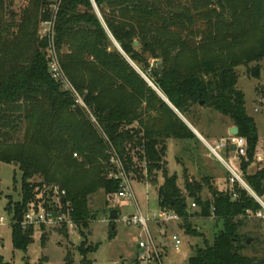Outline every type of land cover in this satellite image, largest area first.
Segmentation results:
<instances>
[{
    "label": "trees",
    "instance_id": "16d2710c",
    "mask_svg": "<svg viewBox=\"0 0 264 264\" xmlns=\"http://www.w3.org/2000/svg\"><path fill=\"white\" fill-rule=\"evenodd\" d=\"M93 2L100 15L91 0H61L57 9L53 44L67 84L52 76L49 44L39 28L53 14L52 0H26L19 8L14 0H0V162L16 163L21 176L20 199L5 205L13 248L26 251L34 242V228L20 223L29 203L53 184L65 191L72 221L87 227L96 216L89 196L119 191L121 180L110 176L117 157L128 176L155 186L160 211L176 213L186 233L199 234L191 216L222 220L213 242L194 248L187 264H264L257 237L243 230L263 209L255 197L237 180L233 190L216 189L211 176L198 180L187 169L180 187L165 159L169 139L199 142L187 122L208 137L202 124L212 122L207 112L236 125L249 162L254 159L259 136L236 87V67L253 63L247 71L260 77L264 0ZM243 181L264 196V168L244 173ZM249 238L254 241L247 244ZM95 249L82 242L79 264H91L87 255ZM0 264L13 263L0 254Z\"/></svg>",
    "mask_w": 264,
    "mask_h": 264
},
{
    "label": "rangeland",
    "instance_id": "374dc122",
    "mask_svg": "<svg viewBox=\"0 0 264 264\" xmlns=\"http://www.w3.org/2000/svg\"><path fill=\"white\" fill-rule=\"evenodd\" d=\"M14 3L16 8H19L26 3V0H14ZM98 14L100 15L99 12ZM253 65V63H250L246 66L240 65L236 67L238 73L236 87L243 92L246 108L248 109L247 111L251 114L253 119H255L257 136H259L258 143L260 144L259 150L261 152V160H258L255 149L256 153L252 161L249 162L247 155L236 156L234 153L235 158L232 163H230L228 160L229 155H225L223 151L220 150L219 153H221L226 160V163L224 167L219 166L218 163H221L218 160L219 158L211 154L206 146L207 143L214 144L216 141L225 137L228 134L227 127L231 125L232 122L229 121L227 124H223L219 121V116L215 112H207L205 116L212 122L209 124L203 121L202 124L204 126L203 131L208 135L207 138L205 137L208 141H204V144H200L199 146H205L203 148L210 157L206 156L207 159H204V162H202L204 163V167L200 174L195 175V172L189 170L188 166H186L187 155L190 153L187 150L185 151V147L175 148L174 151L171 152L174 156L170 153H167L168 156L165 154V159H168V170L171 173H174V170H176L177 173L178 170L177 182L180 187H182L184 181V169L189 171L188 175L198 180L201 176L206 174L211 176V184L216 189L233 190L230 181L232 174L227 167L228 165L231 166V164H233L232 167L236 169L242 180L244 178V173H254L264 168V103L258 100V98L261 100L264 99V59L260 62L261 72L259 78L252 77L247 71V68ZM135 68H137V66H135ZM143 75L145 76V74ZM254 107H256V111L253 110ZM242 163L247 164L245 171L241 169ZM213 164H215L214 167ZM16 166L0 162V217L4 219L3 223L0 224V254L5 261L13 264H26L27 262L29 264H66L65 255L67 253L73 258L74 264H79L81 256L77 248L82 245L84 241L87 242V246H96V249L87 255L91 260V264H131L134 260V252L140 228L137 225H126L120 220V216L136 214L138 211H140L144 217L150 218V220H148V228L152 237H156L158 240L161 239L162 243H167V247L163 251L164 264H187L188 258L194 253V248H201L205 239H207L209 243H212L216 234L223 228V222L220 219L191 216V218H189L191 226L199 233L195 235L184 231L182 220L171 221L169 223L154 220L158 217L160 212L155 188H150L143 181H137L136 178L134 179L129 175L128 177L131 189H133L134 199L131 197L123 198L121 201H123L124 204H122L120 200L116 199L115 193L106 194L104 190H102L92 194L89 196V206L90 210L94 212L96 216L93 220L88 222L87 227L77 226L74 222H72L73 224L71 226H39L33 231L32 237L34 242L29 245L26 251H20L13 248L11 242V214L9 210L5 208L8 199H11L13 202L20 199L19 189L21 176ZM216 176L220 177L218 183L216 182ZM14 178L16 179L15 185ZM49 187L45 188L47 191L46 194L43 189L28 206L39 205L47 209L50 208L54 195H50ZM203 194L209 196L207 188L204 189ZM259 198L261 201L264 200V196ZM191 202L192 200L188 201L190 210L196 211L198 207L191 206ZM109 209L119 211L118 218L112 223L109 221ZM112 225H114L113 229L111 228ZM62 228L65 230L66 235L61 230ZM243 230L251 232L253 236L257 237L258 241L255 242L258 250L264 249V219L250 217L246 221ZM112 231L115 232L114 235L111 234ZM172 232H176L182 240L181 247L177 251L172 248L170 240V234ZM42 235L44 236V245L41 241ZM253 241L252 238L251 242ZM243 251L249 256L254 253L250 249H245Z\"/></svg>",
    "mask_w": 264,
    "mask_h": 264
},
{
    "label": "built area",
    "instance_id": "2783aa9c",
    "mask_svg": "<svg viewBox=\"0 0 264 264\" xmlns=\"http://www.w3.org/2000/svg\"><path fill=\"white\" fill-rule=\"evenodd\" d=\"M60 1L61 0H52L51 8L53 14L50 18H48V20L41 21L39 28L41 35L47 39L49 44V55L51 57L50 69L52 76L67 83L66 78L62 74L53 44L55 32L54 25ZM232 145L235 147L234 150L231 151L230 147ZM246 147L247 143L245 138L239 136L238 134H227L214 144H208L210 153L219 159H222L221 153H219L220 150L233 152L236 154V156H245L247 153ZM113 162L116 164L117 172H111L110 176L114 177L115 179L119 178L121 180L119 191L115 193L116 199L120 201L126 197H131L134 199V193L133 189H131L129 177L124 172L119 158H114ZM227 167L232 174L230 179L231 183L234 180H237L245 188H248V185H246L245 182L240 178V175L236 169L230 165ZM50 189L53 191L54 195L53 201L50 204V208L47 209L44 206L39 205L29 206L28 210L24 214L23 220L20 223L21 227H33L35 229L42 225L54 227V225L71 226L73 224V221L69 215V209L65 210L63 206V195L65 191L61 190L56 184H53ZM255 199L261 204L263 209L255 212L254 217L264 219V202L258 198ZM121 202L124 204L123 201ZM191 206L195 207L196 205L195 203H192ZM120 220L126 225H137L140 228L138 241L135 247L134 260L131 264H164L163 251L167 247V243L165 242L162 244L160 240L156 239V237H152L148 228V220H150V218L144 217L143 214L138 211L136 214L121 215ZM154 220L161 221L163 223H169L171 221H179L180 218L173 211H160L158 217ZM3 221V217H0V224H2ZM170 237L172 248L175 251L179 250L182 244L181 237L176 232H172Z\"/></svg>",
    "mask_w": 264,
    "mask_h": 264
},
{
    "label": "crops",
    "instance_id": "0c3cea01",
    "mask_svg": "<svg viewBox=\"0 0 264 264\" xmlns=\"http://www.w3.org/2000/svg\"><path fill=\"white\" fill-rule=\"evenodd\" d=\"M258 100H259V102H262V103H264V99L263 100H261V99H259L258 98ZM248 110V109H247ZM253 110L254 111H256L257 109H256V107H254L253 108ZM250 114V113H249ZM251 115V114H250ZM183 120L185 121V122H187L184 118H183ZM187 124L189 125V127L191 128V130L192 129H194V131L196 132H194L193 130V133L196 135V137L199 139V142H197V143H195L194 141H183V142H180V141H176V140H173V139H169L168 141H167V150H166V155H167V153H170L172 156H174L171 152L172 151H174V149L175 148H181V147H185L184 149H185V151L187 150L190 154L189 155H187L188 157H187V164H186V166H188V168H189V170H191V171H193V172H195V175L196 174H200V172H201V170H202V168L204 167V163H202V162H204V159H207L206 158V156L207 157H210V155L204 150V148L203 147H205V146H199L200 144H204V141L206 142V141H208L205 137H203L202 135H201V133L196 129V128H194L189 122H187ZM233 126V124H231V125H229L228 127H227V133H228V131H229V129L231 128ZM210 144V143H209ZM262 147V146H261ZM206 148L208 149V143H207V146H206ZM260 144L258 143L257 144V146H256V152H257V158H258V160H261L260 159ZM209 150V149H208ZM263 151V150H262ZM210 152V151H209ZM223 153L225 154V155H229V161H230V163H232V161L234 160V158H235V154L233 153V152H227V151H223ZM168 156V155H167ZM222 156V155H221ZM174 159H175V157H174ZM212 159H214V158H212ZM219 160V162H221V163H218V165L219 166H225V163H226V160L223 158V156H222V159H218ZM166 161H167V164H168V159H166ZM213 161V160H212ZM214 165L215 164H213V167H214ZM233 164H231V166H232ZM174 172H176V170H174ZM204 173V172H203ZM177 174H178V170H177ZM207 175V174H206ZM219 179H220V177L219 176H216V182L218 183L219 182ZM162 177L161 176H159L158 177V185L159 184H161L162 183ZM145 183V182H144ZM146 184V183H145ZM147 186H149L150 188H155V186H150V185H148L147 184ZM248 191H249V193H251V195H253L255 198H258V199H260L259 197H257L256 195H255V193L252 191V189L251 188H249V186H248V188H246ZM155 190H156V188H155ZM264 202V201H263ZM163 244V243H162ZM1 245L3 246V244H2V242H1ZM135 253V252H134ZM135 255V254H134Z\"/></svg>",
    "mask_w": 264,
    "mask_h": 264
},
{
    "label": "water",
    "instance_id": "95a60500",
    "mask_svg": "<svg viewBox=\"0 0 264 264\" xmlns=\"http://www.w3.org/2000/svg\"><path fill=\"white\" fill-rule=\"evenodd\" d=\"M91 1H92L93 6H94V8H95V10H96V7H95V4H94L93 0H91ZM97 11H98V10H97ZM116 44L118 45L117 42H116ZM135 45H138V42H137V41L135 42ZM156 70H157L158 73H160L161 76H163V74H164V73H163V67H162V65H161L160 62L157 63ZM142 75H143V74H142ZM143 77L146 79L147 82H149V84H150L155 90H157V89L155 88V86L149 81V79H147L144 75H143ZM157 91H158V90H157ZM158 92H159V91H158ZM159 93H160V92H159ZM160 95L162 96L161 93H160ZM162 97H163V96H162ZM163 99H164L166 102H168V100H167L166 98L163 97ZM168 103H169V102H168ZM169 105H170V103H169ZM170 106H171V105H170ZM192 130L194 131V129H192ZM194 132H195V131H194ZM195 133H196V132H195ZM228 134H230V135H232V134H238V127H237L236 125H233V126L229 129ZM234 147H235V146L232 145V146L230 147V150H231V151L234 150ZM16 165H17V164L14 163V166H16ZM62 201H63V200H62ZM118 215H119V211H118V210H111L110 213H109V221H114L115 219L118 218ZM111 228L113 229V228H114V225H112ZM111 234L114 235L115 232L112 231ZM251 239H252V238L247 239V244H249V243L251 242ZM160 242L162 243V240H161V239H160Z\"/></svg>",
    "mask_w": 264,
    "mask_h": 264
}]
</instances>
